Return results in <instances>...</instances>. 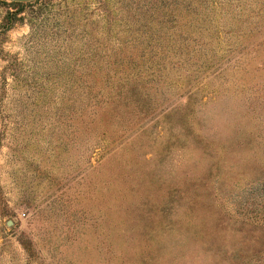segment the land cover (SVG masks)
Wrapping results in <instances>:
<instances>
[{
	"label": "rangeland",
	"instance_id": "rangeland-1",
	"mask_svg": "<svg viewBox=\"0 0 264 264\" xmlns=\"http://www.w3.org/2000/svg\"><path fill=\"white\" fill-rule=\"evenodd\" d=\"M24 4L0 0V264H264V0Z\"/></svg>",
	"mask_w": 264,
	"mask_h": 264
},
{
	"label": "water",
	"instance_id": "water-1",
	"mask_svg": "<svg viewBox=\"0 0 264 264\" xmlns=\"http://www.w3.org/2000/svg\"><path fill=\"white\" fill-rule=\"evenodd\" d=\"M8 1L18 2V3H28V2L38 1V0H8Z\"/></svg>",
	"mask_w": 264,
	"mask_h": 264
},
{
	"label": "trees",
	"instance_id": "trees-1",
	"mask_svg": "<svg viewBox=\"0 0 264 264\" xmlns=\"http://www.w3.org/2000/svg\"><path fill=\"white\" fill-rule=\"evenodd\" d=\"M20 5H22V6H24L25 4L24 3H19ZM9 26H8V28H11L12 27V25H13V23L12 22H9V24H8Z\"/></svg>",
	"mask_w": 264,
	"mask_h": 264
}]
</instances>
